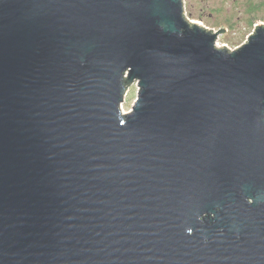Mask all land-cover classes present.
<instances>
[{
    "label": "water",
    "instance_id": "95a60500",
    "mask_svg": "<svg viewBox=\"0 0 264 264\" xmlns=\"http://www.w3.org/2000/svg\"><path fill=\"white\" fill-rule=\"evenodd\" d=\"M219 34L185 0H0V264H264V26Z\"/></svg>",
    "mask_w": 264,
    "mask_h": 264
},
{
    "label": "flooded vegetation",
    "instance_id": "af4514ba",
    "mask_svg": "<svg viewBox=\"0 0 264 264\" xmlns=\"http://www.w3.org/2000/svg\"><path fill=\"white\" fill-rule=\"evenodd\" d=\"M192 2L190 6H194V9L202 5L199 10L203 12L198 14L197 19L200 21L197 22L205 25L206 20L209 21V25L205 26L215 32L220 31L219 36L224 37L228 43H234L232 40H237L245 34V38L240 43L243 45L249 40L250 35L264 26V0H202L201 2L192 0ZM204 6L209 8L208 16L204 14ZM218 8L220 14L217 12Z\"/></svg>",
    "mask_w": 264,
    "mask_h": 264
},
{
    "label": "rangeland",
    "instance_id": "374dc122",
    "mask_svg": "<svg viewBox=\"0 0 264 264\" xmlns=\"http://www.w3.org/2000/svg\"><path fill=\"white\" fill-rule=\"evenodd\" d=\"M201 1L202 0H200V2ZM192 3H193L192 0H186L185 14L191 20L200 21L199 19H197V16H198V14H201L203 12V10H199V8H201L202 5H200L199 7H195V9H197V10H195L194 6L193 7L190 6ZM216 3L220 4L217 1H216ZM204 8H205L204 14H206V16H208L209 15V12H208L209 8L207 6H204ZM217 12H218V14H220V8L217 9ZM191 14H193V15H191ZM205 23H206L205 25H207V24L209 25L210 22L206 20ZM244 38H245V34L241 35V37L237 40H232V41H234V43H232V42L228 43L224 37L218 36V38H217L218 42L217 43H219L218 46H220V47L227 46L229 49L233 50V49H236L237 46L241 45L240 43ZM138 90H139V87H138L137 83H134L133 85H131L128 93L125 96L122 109H124L125 111H131L132 110L133 106L135 105L137 96H138Z\"/></svg>",
    "mask_w": 264,
    "mask_h": 264
},
{
    "label": "bare ground",
    "instance_id": "6f19581e",
    "mask_svg": "<svg viewBox=\"0 0 264 264\" xmlns=\"http://www.w3.org/2000/svg\"><path fill=\"white\" fill-rule=\"evenodd\" d=\"M219 44V43H218Z\"/></svg>",
    "mask_w": 264,
    "mask_h": 264
}]
</instances>
